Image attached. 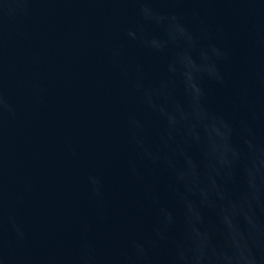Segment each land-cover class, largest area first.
Masks as SVG:
<instances>
[{
    "label": "water",
    "instance_id": "1",
    "mask_svg": "<svg viewBox=\"0 0 264 264\" xmlns=\"http://www.w3.org/2000/svg\"><path fill=\"white\" fill-rule=\"evenodd\" d=\"M0 264H264V0H0Z\"/></svg>",
    "mask_w": 264,
    "mask_h": 264
}]
</instances>
